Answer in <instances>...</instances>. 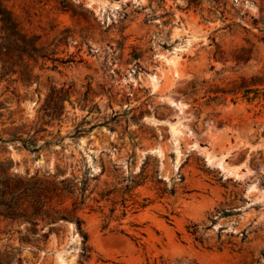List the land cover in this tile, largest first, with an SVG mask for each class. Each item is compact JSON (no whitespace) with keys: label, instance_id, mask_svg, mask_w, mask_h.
Wrapping results in <instances>:
<instances>
[{"label":"rangeland","instance_id":"rangeland-1","mask_svg":"<svg viewBox=\"0 0 264 264\" xmlns=\"http://www.w3.org/2000/svg\"><path fill=\"white\" fill-rule=\"evenodd\" d=\"M199 1L0 0V264H264L261 0Z\"/></svg>","mask_w":264,"mask_h":264},{"label":"trees","instance_id":"trees-1","mask_svg":"<svg viewBox=\"0 0 264 264\" xmlns=\"http://www.w3.org/2000/svg\"><path fill=\"white\" fill-rule=\"evenodd\" d=\"M187 1L189 6H197L200 2L199 0ZM0 18L2 23V36L0 37L2 40L0 43V74L1 79H3L12 72L13 66L16 63L23 62L25 58L37 59V57H44L42 56L43 49L38 47L36 39H34V37H28L12 13L2 5H0ZM252 19L255 26H259L260 24L264 25V0H261L259 6V17ZM261 31L264 32V29ZM248 52H250V50H248ZM55 62L66 63L59 59H55ZM260 85H264V82L254 79L251 83H246V81H244L242 88L245 89L246 93H252L258 91V89H251V87ZM27 190V183L17 181L14 183L12 192L21 195L25 194Z\"/></svg>","mask_w":264,"mask_h":264},{"label":"bare ground","instance_id":"bare-ground-1","mask_svg":"<svg viewBox=\"0 0 264 264\" xmlns=\"http://www.w3.org/2000/svg\"><path fill=\"white\" fill-rule=\"evenodd\" d=\"M169 62H171V61H169ZM172 62H176V60H174V61H172ZM208 160H209L210 162L212 161V159H211V158H210V159H208ZM219 165H220L221 167H223V166H222V162H220V163H219Z\"/></svg>","mask_w":264,"mask_h":264}]
</instances>
